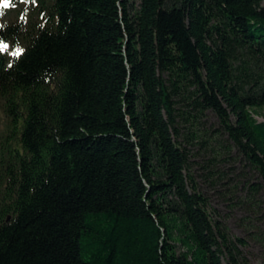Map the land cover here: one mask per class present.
<instances>
[{
  "label": "trees",
  "instance_id": "obj_1",
  "mask_svg": "<svg viewBox=\"0 0 264 264\" xmlns=\"http://www.w3.org/2000/svg\"><path fill=\"white\" fill-rule=\"evenodd\" d=\"M0 12V264H251L264 0Z\"/></svg>",
  "mask_w": 264,
  "mask_h": 264
},
{
  "label": "rangeland",
  "instance_id": "obj_2",
  "mask_svg": "<svg viewBox=\"0 0 264 264\" xmlns=\"http://www.w3.org/2000/svg\"><path fill=\"white\" fill-rule=\"evenodd\" d=\"M257 119L263 121L264 115ZM260 198L262 204L261 208L256 209V214L235 213L229 221L231 233L247 239V254L251 264H264V195Z\"/></svg>",
  "mask_w": 264,
  "mask_h": 264
},
{
  "label": "snow or ice",
  "instance_id": "obj_3",
  "mask_svg": "<svg viewBox=\"0 0 264 264\" xmlns=\"http://www.w3.org/2000/svg\"><path fill=\"white\" fill-rule=\"evenodd\" d=\"M0 7L2 8H8L9 7V0H3L2 4H0ZM3 13L0 12V15H2ZM8 46L6 44H2L0 43V51H2L3 49L7 48ZM15 55H19V52H16Z\"/></svg>",
  "mask_w": 264,
  "mask_h": 264
}]
</instances>
